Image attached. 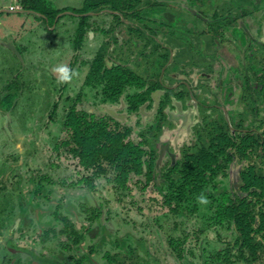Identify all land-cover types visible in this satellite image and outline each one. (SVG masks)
I'll return each mask as SVG.
<instances>
[{
    "label": "rangeland",
    "instance_id": "obj_1",
    "mask_svg": "<svg viewBox=\"0 0 264 264\" xmlns=\"http://www.w3.org/2000/svg\"><path fill=\"white\" fill-rule=\"evenodd\" d=\"M23 1L24 0H0V97L4 98L10 93L12 95L10 100L12 104L9 106H13L10 109L7 107L8 97L4 104H0V264H7L5 259V256L8 255L7 249L14 246L29 248L33 253L39 256V258L34 261V264L75 263L69 258V252L65 251L58 244L60 239L51 238L48 240L43 234L44 231L52 227L53 222H55L53 212L59 204H62L61 211L63 214L71 217L77 223L78 229H82V232H84V228L87 229L85 234L87 242H84V245L81 244L83 248L78 245L73 247V251H76L75 253L78 254V256L79 253L86 255V264H107L105 259L101 260L98 255H94L97 253L92 254L89 247L99 251L109 247L127 254L131 252V239L129 240L126 238L123 233L117 237L114 232L115 225L110 221L117 220L119 214L124 216L125 219L127 218L125 227L135 224L139 229L146 232L142 240L136 239V242H141L136 252L132 254L133 257L135 255H140L149 259L156 258L160 264H178L179 261H174V255L171 253L166 233V228L169 227V224L168 222L164 224V220H175V216L170 210H166L165 206L162 204V200L158 202V205L164 206L165 210L158 209L157 204L154 205V209H151L150 205L145 202L137 204L134 200L136 198H144L145 200L146 191L143 192V190L133 187L134 196H126L121 203L115 202V198L101 204L97 199H94L93 201L97 203V207H100V205L103 206L101 218L92 221H88L87 219L91 215L90 212H93V209L95 210L93 206L95 204L89 198V196L91 197L92 190L86 189V183H80V186H82L79 188H72L74 191L66 190L64 187L59 188L60 186L56 185L53 190V196L51 195L52 197L49 198V185L45 186L40 192L36 191L33 182L37 180V177H40L39 175L41 174L38 173L39 171L50 173L55 179L60 180L57 184L68 187L70 182H77L78 179L82 177V175L73 174V179L70 178L72 170H67L64 168V165H61L62 168L57 167L58 169H52L50 166L45 165V163L52 158V155H49V153L44 155L43 151L46 147L40 148L39 136L42 134H44V136L45 134L49 135L48 133H50L54 138L60 137L63 125L59 120L54 119V121H52L49 119L50 112L48 111L53 108L54 103L57 101L60 106L57 116H60L62 111L68 110L71 104L74 103L73 100L76 95L80 94L84 86L83 83L85 82L86 75L89 72L90 64L98 54L99 49L114 47L115 45H109L107 43L106 40L109 36H107V33L100 30V28L110 30L112 29L113 22L116 20L106 11H94V13L91 14L92 17L88 20L89 25L86 26V40L82 44V47L77 50L73 45V40L76 38L80 29V19L78 16L71 17L69 14L70 12H62L57 16L58 18L62 15L58 23L56 25L53 24V26H51L52 28L50 26V28H47V25L43 22H39L35 18H29L34 14L16 11L22 8L25 9L22 4L24 3ZM35 1L38 0H32L27 5ZM41 1L58 8H75L82 6L86 0ZM173 1L175 3L177 1V3L184 8L199 7V2H197V0ZM213 1L218 3L219 0ZM206 2L207 0H202L203 4H206ZM223 4L224 8H231H228V11L224 8L220 9V15L229 12L232 16L240 17L239 22L241 23L238 27L231 30L237 37L235 38L236 41L238 40L240 43H231L237 51L241 63L249 69V75L252 76L251 79L253 78L254 80L252 87L254 88L256 86V88H259L260 83L264 81L262 79V77H264V51L259 45V49H257V40L254 43L251 42L252 37L247 32L246 26L244 30H240L239 27L243 26L244 21V19L241 18L242 8L250 9L251 12L260 11L256 18L258 23H261L262 26L253 32L258 39L260 37L264 38V0H226ZM216 5L214 4V8L211 7L208 9L207 7L202 10L205 11L208 9L206 13H209L211 10L217 8ZM158 8L162 9L161 7ZM5 10L12 11L7 12ZM168 11L169 10L165 11L164 17L166 18ZM153 12L154 9L151 8L149 13ZM186 17L190 19L194 18L193 13ZM154 19L155 22H157L160 18L154 17ZM172 19L167 18L168 23L173 24L174 22L171 21ZM212 20L215 21V19ZM217 20L216 22L218 23L212 22L208 24L211 29L216 30L220 25L225 26V23H221L223 21H219V18H217ZM4 27H6V29ZM122 29L123 27H120V30ZM120 32L119 30H115L109 33H112L115 37L121 38ZM135 32L136 30H134V33ZM209 33L213 36L214 31L211 30ZM208 36L210 37L209 34ZM179 37L182 38L181 36ZM216 39L218 40V38ZM132 45H134V42L129 44L128 47L123 48V50L116 47L114 55L122 62L121 67H115L111 70V73L107 72L106 76L111 78L114 82L121 80L124 81V84H127L128 81H130L134 85H138L144 80L141 79V77L144 76L152 81L151 86H155L157 84L156 82L159 81V78L156 76L163 71L170 59V57L168 61L165 59L169 54V51L166 49L167 45L163 42L157 46V50L154 52L148 53L143 49L136 54L135 52L137 49L132 48ZM209 48L210 47H208V50ZM202 49L206 54L202 62L196 59L197 61L191 63L187 62L181 68L173 67L172 71L177 70L173 75L163 73V84L171 88L162 89L160 93H165L172 89L170 92L174 97L171 99V104L174 107L169 106L167 99V101L164 102L165 112L163 116L161 117L158 115V119L161 120L152 122L151 118L153 115L152 112H149L143 113L140 122L138 117L134 114L130 112L126 113L128 104L123 102L110 107L105 106L104 108L106 113H109L115 119L125 121L127 125L134 127V140L136 143L143 141L145 138H148L147 140L149 141V137L151 138L153 144L149 141V148L153 146L157 154L154 161V173L156 174L155 183L162 194H167L168 191L173 193L176 191L175 189L178 185L182 186L185 184L182 169L183 162L186 161V158L198 154L199 151L202 152L203 149H201V145H204V148L207 149L210 139H216L217 134L220 132L221 125L228 124L229 129H231L235 125V122L239 124V120H237L238 112L242 110L248 111L244 107L235 111L234 107L231 106L229 110L225 109L224 113L213 114L212 117L207 120L203 117L202 111L199 110L195 100L189 98L183 101L182 98L176 96V94H180L182 90V86L178 85L179 81H187L192 85L208 84L212 82L216 65V61L212 56L215 53H206L205 50H207V46L202 47ZM133 54H135V57L132 56ZM134 60L137 65L134 64ZM72 62L75 63L70 69L72 78L68 81L69 90L66 91V96H64V98L69 96L67 99L68 102H66L59 98V90H61V86H63L65 82L59 80L60 73L57 69L60 66L69 68ZM110 62L109 65L112 66V60H110ZM198 66H200V68ZM145 70L150 72L147 73ZM190 70L191 72H189ZM225 70L222 68L220 73L224 76L223 82L226 95L230 97L232 94H234V96L242 94V87L245 88L244 84L245 81H247L246 74H244L243 71L236 72L233 65H227ZM132 73H137L140 76V80L133 78ZM231 73H234V75L232 76ZM233 80L239 81L235 85ZM99 92L102 93V90ZM100 93L98 94L99 97H101ZM244 93L252 95L251 89L247 86ZM196 94L197 92H195V95ZM255 95L259 96L255 105L251 104V102L247 104L250 106V109H258L256 113L254 111V114H257L258 121L251 119V121H246L245 124L248 130L256 129L260 135H264V92L261 95L260 93L258 95L256 93ZM98 96H95L94 92L88 93L86 95L88 101L85 100L80 104L85 105L87 110L94 111L98 106ZM131 97L136 99L137 94L132 93ZM204 97L207 99L206 95H204ZM87 102L90 104L88 105ZM65 103L70 107L62 110ZM206 103H208V101ZM210 112L211 110L207 111V113ZM254 114L252 116L253 118ZM150 122L151 125L149 124ZM41 127H45L43 131H40ZM33 135H37V137ZM231 135L234 134L231 133ZM255 136L257 137V134ZM49 139L53 144L57 143L52 141V136L50 135ZM241 140L238 133V137H235V141L237 142L235 147H229L227 149L228 155H231L232 158L227 165L228 171L226 176L221 175L224 172L211 174L210 171H208L206 173V180L208 183L205 188V195L208 199V203L212 202L207 196L209 193L218 196L222 191L227 190L235 194L236 197H248L249 202L255 199L252 195L248 194L253 191L254 188H251L249 192H244L241 188L244 182L242 172L248 171L250 166L255 167L258 172L264 170L263 156L259 155L257 152H251L248 157L244 156L239 149ZM43 141L47 143L45 137H43ZM252 141L254 140L252 139ZM38 149L39 151L36 152ZM247 152H250V149ZM54 156L57 157L56 154H54ZM225 159V156L220 158L221 161ZM63 162L64 160L62 159L59 161V163L62 164ZM77 162L78 160L71 157V166L77 165ZM65 164H67V161ZM108 170H110V167ZM115 174L116 173H114V175ZM23 179H27V181H25V186L20 183L21 180L24 181ZM31 180L33 182H30ZM83 181L87 180H79V182ZM104 181H107L105 177H103L102 180L99 179L97 184L102 185ZM217 185H219V187H216ZM103 189H106V186ZM189 190L190 187L185 185L184 191L186 193V198L191 196ZM124 191H127V194L131 193L130 190L127 189H124ZM103 194H106V192L104 193L101 191L96 195H102L103 197ZM262 199H264V197ZM81 204H86V206L91 208L87 209V207ZM217 205L218 204H216V206ZM251 209L254 212L260 210L264 211V201H260L258 204L252 206ZM105 210L110 211L111 219L107 218L108 215ZM207 211V209L205 211L203 209L201 218H192L190 223L184 226L186 228H192L201 224L204 220L203 213ZM214 211L215 208L209 210V214H214ZM20 221H23L21 224L23 228L22 231L18 230ZM249 222L250 220L248 219V223ZM261 224V217L257 214L256 220L254 223H251V236L255 238L254 244L260 241L261 245L257 250L256 261L246 262V264H264V229L258 230ZM129 233L135 234L131 230H129ZM86 243L87 245L85 246ZM205 245L208 248L207 252H201L195 243L190 244L189 249L193 253L192 257L195 262L199 263L206 257H211L217 250H221L220 245L216 242H207ZM144 247L146 249H144ZM245 249L250 253L248 248ZM11 256H13V260L10 264H14V262L21 257L24 261L27 260L30 258L31 254L24 255L20 251L14 250ZM185 261L190 262V258H186Z\"/></svg>",
    "mask_w": 264,
    "mask_h": 264
},
{
    "label": "trees",
    "instance_id": "obj_2",
    "mask_svg": "<svg viewBox=\"0 0 264 264\" xmlns=\"http://www.w3.org/2000/svg\"><path fill=\"white\" fill-rule=\"evenodd\" d=\"M31 1L32 0L23 1L27 9L46 14V16L43 17L48 18L50 25H53L56 22L58 23L59 19L62 18V15H60L58 18L57 16L62 12H70L69 14L71 17H79L80 29L76 38L73 40L75 49H78L80 46H82L85 34L87 32L86 26L89 25L88 20L91 18V12L99 7H103L104 5L102 4L107 5L108 3L115 2V0H88V2L86 0L85 3L80 7L58 8L44 3L41 0L27 5ZM120 1L138 3L140 0ZM258 13H260V11H258ZM209 29V31L212 30L214 32H218V30L223 31V33H226L228 37H232L229 29L225 28L223 25L217 27L216 30L211 29L210 27ZM210 35L212 34L210 33ZM229 39L232 40V38ZM226 42L230 46V43L227 40ZM262 49L264 50V48ZM102 56L103 54H100L98 59L95 60L96 62L100 60L98 66L99 74L101 73L102 69L106 67ZM73 64L74 62H72V65H70L69 69L72 68ZM114 68L110 69L113 70ZM105 69L106 73H111V70L108 68ZM240 71H243L244 74H246V84L247 87L251 89L252 98L255 102L256 97H259L255 94L257 93L258 95L260 93L261 95L264 92V81L260 83L259 88H256V86L253 88L252 83L254 80L253 78L251 79L252 76L249 75V69L245 67L244 70ZM132 77L140 80V76L137 73H132ZM141 79L143 78L141 77ZM262 79L264 80V77H262ZM121 82L124 83V81L121 80L114 82L111 78L107 79L106 82L104 78L102 80V83L105 84L104 88L107 85L106 92L111 91V94L115 96L113 102L120 100V96L118 95L124 90V88L120 87V85L124 86V84H121ZM140 83L138 85H134L132 82L128 81L127 84L129 87H138L140 85L143 86L146 84V81L142 80ZM7 97V107L10 109L13 107L9 106L12 104V102H10L12 98L10 93L4 98H0V103L4 104ZM73 101L74 103L71 104L70 110L67 112L64 111L63 117L65 116V121L63 117L59 116L60 120H63L64 124L70 127L69 129L65 128V132L66 134L68 132L73 134L71 137L72 140L70 142H65L66 140H59L56 141L57 143L55 144V148L58 150L65 147L64 145L68 144L69 152L65 153L64 155L59 154L56 159L48 161L46 165L50 166L52 169L57 167L59 168V165H64L66 169L72 170V174L76 172L77 168H82L86 173H88L87 176H83L82 178L83 180L88 181L89 186H93L96 183V179L102 180L103 177H105L107 181H116L123 189L125 188L130 190L131 193L126 194L127 196H134L133 187L139 188L143 190V192L146 191L145 200L144 198H136L134 200L137 204H142L143 202L148 203L151 209H154V205L157 204L158 209L165 210L166 208V210H170V212L175 216V220H164V224L166 222L169 224V227L166 228V233L169 240L171 253L174 255V261H179L178 264H245L246 261H256L257 250L260 247L261 242L257 241L256 244L253 243L255 238L251 236V223H254L258 214L260 215L262 221V224L258 230L264 229V211L260 210L258 212H254L251 207L258 204L260 201H264V199H262L264 197V170L258 172L255 167L250 166L248 171L242 172L244 182L241 188L244 190V192H249L251 188H254L253 191L248 193L255 198L250 202L248 197H236L235 194H232L228 190L222 191L218 196L209 193L207 196L212 202L204 205L200 204L197 200L199 195L206 194L205 188L208 183L206 180V173L208 171H210L211 174L224 172L221 175H227V165L231 161L232 156L228 155V151H226V149L227 147L236 144V142L233 141V138H230L227 135L222 137V135L219 136L217 134L218 138L216 140L210 139L209 147L207 149L204 148V145H201V149H203L202 152L199 151L198 154L189 156L186 158V161L183 162L182 175L184 177L185 184L182 186L178 185V187L175 189V192L172 193L168 191L167 194L163 193V195L155 183V154H153L152 151H149V149L141 147V144L147 145L148 140L134 144L126 136L133 134V126L125 127L126 129H124V127L119 124V121L112 117H106L105 115L97 116L94 113L91 114L85 110L80 112L78 110L76 111L75 100ZM136 107L137 105H134L133 108L135 109ZM90 116L91 119H88ZM204 118H207L206 114L204 115ZM33 136L37 137V135ZM241 137L243 139L241 138L242 140L239 149L244 154V156L248 157V155H250L247 153V150L250 148L251 152H257L259 155L264 157L263 135L258 133L256 137L247 133ZM252 139L254 141H252ZM39 141L41 144L40 148L46 147V149L43 151L44 155L49 153V145H46V142L43 141V138H40ZM38 151L39 149L36 152ZM224 156L226 159L221 161L220 158ZM71 157L78 160L77 165L79 164V167L76 169L74 168L75 165H70ZM61 159L64 160L63 164L59 163ZM66 161L67 164H65ZM109 167L110 170H108ZM79 171L82 170H77V172ZM90 171H93L92 175L90 174ZM114 173L116 174L114 175ZM39 176L40 177H37V180L33 182L35 185L34 187H36V191L40 192L45 186L49 185L50 195H48V198L52 197L53 190L57 185V180L50 173L44 172V174ZM143 176L146 177L147 182H142V179L144 178ZM152 180L153 182H151ZM185 185L190 187L189 191L191 196L189 198L185 197ZM216 187H219V185ZM72 188L73 182L72 184H69V187H65L66 190L74 191ZM116 199L120 201L122 198L117 196ZM161 200L165 208L164 206L158 205V202ZM216 204L218 205L216 206ZM61 206L62 204H59L53 212V217L55 220V222H53V226L44 231L43 234L46 238H48V240L51 238L60 239L58 244L65 251L69 252L68 256L72 262H75L74 264H86V255L79 253L78 256V254L75 253L76 251H73V247L78 245L79 247L83 248L82 245H84V242H87L85 237L87 229L84 228V232H82V229H78L77 223L71 217L63 214L61 211ZM94 208L97 211V215H94L91 218H100L102 215L101 209L98 208L96 204L94 205ZM213 208H215L214 214H209V210H212ZM203 209L204 211L206 209L208 210L206 213H203V222L192 228H186L184 225L189 224L192 218H201ZM161 210L159 211L162 212ZM117 217L118 221L123 222L124 227L127 222V218L125 219L124 216H121V214H119ZM248 219L251 223H248ZM117 225L122 226L119 223H117ZM133 225V227L131 226L130 228L125 227L126 229H133L132 231L137 234V236H139L136 237L133 234H127V236L131 239L130 242L132 245L130 249L131 252L129 254L123 251L113 250L109 247L103 248L102 251L89 247L90 252L92 254L97 253L94 255H98L101 260L105 259L107 264H160L156 258L149 259L140 255H135L134 257L132 256V254L136 252V249L141 242H136V239H143L144 235H146L145 231L139 229L135 224ZM117 230V233L121 232L119 228ZM206 238L208 239V242H219L225 246L223 247L222 251H216L211 257H206L204 260H201L199 263H197L193 260V253L189 249L190 244L195 243L199 249H204L203 252H206V247L202 246V242ZM86 245L87 243L85 246ZM245 248H248L250 253ZM144 249L146 248L144 247ZM21 253L24 255L31 254V256L25 261L21 257L15 261V264H34V261L39 258V256L33 253L29 248H24ZM186 258H190V262H186ZM5 259L7 264H10L13 260V256L10 254L9 256H6Z\"/></svg>",
    "mask_w": 264,
    "mask_h": 264
},
{
    "label": "flooded vegetation",
    "instance_id": "obj_3",
    "mask_svg": "<svg viewBox=\"0 0 264 264\" xmlns=\"http://www.w3.org/2000/svg\"><path fill=\"white\" fill-rule=\"evenodd\" d=\"M183 1H186V0H183ZM225 1L226 0H219L218 3H217V2H214L213 0H207L206 4H203L202 0H197V2H199V7L198 8H196V7H186V8H184V7L180 6L177 3V1L175 3L173 0H140L138 3H136V2H121L120 0H115V2L108 3L107 5L102 4V5H104L103 7H101V8L99 7L97 9L93 10L92 14L94 13V11H96V12L106 11L108 14H111L113 16L114 20H116V21L113 22L112 29H110V30L106 29L105 30V29L100 28V30H102L103 32L107 33V36H109V38H107V40H106L107 43L109 45H111V44H115V45H114V47L100 48L98 54L92 60V62L90 64L89 72L87 73L85 82L83 83L84 86L81 89L80 94L76 95V97L74 98L75 104H76V108H75L76 111L78 110L80 112L82 110L83 111L85 110V111H87V112H89L91 114L94 113L97 116H104L105 115L106 117L114 118L109 113H106V111L104 110L105 106H109L110 107V106L118 105L121 102H123V103H127L128 104V107L126 108L127 109L126 113L130 112V113L134 114L136 117H138L139 121L143 117V113H149V112H152V115H153L152 118H151L152 122H154L155 120H161V119H158V115H160L161 117L163 116V113L165 112L164 111V102H166L167 99H168L169 106L170 107H174L171 104V99L174 97V95L170 92V91H172V89L170 91H168V92L160 93V92H162V89L171 88V87H168L167 85L163 84L162 75H163V73L164 74L170 73V74L173 75V73H175L177 70L172 71V68L173 67L181 68V67H183V65L185 63L176 60L174 57H172L170 59H169V57H166L165 59H167V61L169 59V61H168L167 65L164 67L163 71L158 76H156L157 78H159V81L156 82L157 84L155 86H151L152 81L148 80V78H146L144 76H142V78L146 81V84H144L143 86L140 85L138 87L137 86L129 87L128 84H124L123 82H121V84H124V86L120 85V87L124 88V90L121 92V94L118 95V96H120V100L119 101L117 100V101L113 102V100L115 99V96H113L111 94L112 93L111 91H109V92L107 91L106 92L107 85L104 88L105 84L102 83V80L104 78L105 82H106L107 79H109V78L106 77V75H104V74H106V69L105 68L110 69V68H114V67H121V63L122 62L119 61L118 58L114 55L116 47H119V48H121L123 50V48L128 47L129 44H132V42H134V45H132V48L137 49L135 54L140 52L143 49H145V51L148 52V53L154 52V51L157 50V46L159 44L163 43V42L167 45L166 48H169L171 45L169 44L168 40L171 39V38H165V37L163 38V37L159 36L156 33L159 30H162V31L168 30L167 34L172 32L173 35L176 36L175 27L174 26H172V27H170L168 29H165V30L162 29V28L160 29V27H164L165 26L163 18H162V21H161V17H163V13H165V10L168 9L167 8L168 6H173V5H174L173 7H175V5H176V6L180 7V8H182L183 10H185L184 11L185 14L183 13V15H182L183 17L181 16L183 18V20H181L180 23L185 22V26H186V24L188 25L189 22H188V20L185 21V16L193 13V17H195V19L196 20L198 19V21H199V26L200 25H205V27H203V32L201 34L202 37H203V35H205V36H208V34L210 35V33H209L210 29H209V25L208 24L218 21L217 18H219V21H223L221 23H225L224 27L229 29V32L232 34V37H228L226 35V33H223V31H219L218 30L217 33H218V35H220V37H218V38H224V36H225V39L226 38H232V42H239L238 40L236 41L235 38H237V37H236V35L233 32H231V30H233L234 28L238 27V25L241 23V22H239V20H240L239 18L240 17L238 18L237 16H232L229 12L227 14H224V15H220L219 14V10L224 8L223 2H225ZM214 4L218 5V6L216 5L217 8H215V10H211V12H209V13H206V11H208L209 8H211V7L214 8ZM158 7H161L162 9H159ZM207 7H208L207 10H205V11L202 10L203 8H207ZM151 8L154 9L153 13H149V10H151ZM25 9L27 10L26 6H25ZM224 9H227V11L229 10L228 7L224 8ZM241 11H242V15H241L242 17L241 18H243L244 21H243V26L239 27V29L240 30H244V28L246 26L247 32L252 37L251 38V42L254 43L257 40L258 41V44L256 45L257 49H259L258 45L261 46L262 48H264V38L260 37L258 39L255 36L254 32H253V31L258 30V28H260V26H262L261 23L260 24L258 23L257 18H256L257 15L259 14L258 11H254V12L252 11L251 12L250 9L248 10L246 8H242ZM245 11H247V12L244 15L243 12H245ZM33 12H35V11H33ZM179 12H181V11H179ZM150 15H152L153 17L150 16ZM91 17H92V15H91ZM154 17H158L160 19L157 22H155ZM212 19H215V21L212 20ZM216 23H218V22H216ZM227 23H228V25H227ZM56 24H57V22L54 23V25H56ZM51 26H53V25H50V27ZM120 27H123V29L120 30ZM198 27H195L196 31H199L200 28H198ZM115 30H119V32L121 31L120 32L121 38L115 37V36L112 35V33H109L110 31H115ZM134 30H136L135 33H134ZM207 30H208V32H207ZM184 33L187 34V33H191V32L186 27ZM178 36L185 37L182 32H180L178 34ZM139 38H142V39H139ZM177 39H183V38H177ZM197 39L185 38V40L187 42H192L193 44L196 43ZM85 40H86V38L84 37L83 43L85 42ZM80 47H82V46H80ZM192 51L196 52L193 48H192ZM100 54H103L102 58L105 61L106 67H104L102 69L101 73L99 74L98 73L99 72L98 66H99V63H100L99 61L100 60H98L97 62L95 60L98 59V56ZM135 54H133L132 56L135 57ZM110 60H112V66L109 65L111 63ZM215 61H217V60H215ZM137 63H139V62H137ZM134 64H136V61L134 62ZM216 66H218V67H216ZM245 67L246 66L241 63V60L239 58L238 62H237V65L234 66V69L236 70V72H242L240 70H244ZM221 68H222V66H220V64L216 62V65H215V68H214L215 69V73H214L213 80H212V82H210L208 84L204 83V84H200V85H192V84H190L187 81H179L178 85L182 86V90H181V93L180 94H176V96L182 98L183 101H186L189 98H191L192 100H195L196 104L199 107V110L202 111L203 117H204L205 114L207 115V118H205L207 120L210 117H212L213 114L224 113L225 109L229 110V108L231 106L234 107L235 111H237L238 109L240 110L242 107H244L248 111L242 110V111L238 112L237 120H239V124H237L235 122V125L231 129H229V125L228 124L221 125V129H220V132L218 133V135L219 136L222 135V137L227 135L230 138H233V141H235V137H238V133H239L240 137L244 136L247 133H249L250 135L255 136L256 134H258L257 130L256 129L248 130L246 128L245 122L248 121V120L251 121V119H253L254 121H258L257 114L256 115L254 114V111L256 113V111L258 109H256V110L250 109V106L247 104V103L251 102V104L255 105V103L258 101V97H256L255 102H254L253 98H252V95H249V94L247 95V94L244 93L246 91V86H247L246 81H245V84H244L245 88L242 87L243 88L242 94L237 95V96H234V94H232L230 97L228 95H226V90H225V86H224V82H223L224 78L221 77L222 73H220L221 72ZM145 72L149 73L150 71L145 70ZM231 75L233 76L234 73H231ZM233 81L235 82V85H236V83H238L239 80H233ZM136 88H137V90H136ZM67 90H69L68 89V81L65 82L64 85L61 86V90H59L60 91L59 98H61V100L62 99L65 100L66 102H68L67 99L69 97L68 96V97L64 98V96H66L65 93H66ZM100 90H102V93L99 92ZM92 92H94L95 96H98L99 93L101 94V97L98 96L99 97L98 106L96 107V109L94 111L87 110L85 105L80 104L81 102H84L85 100H87L86 95L88 93H92ZM152 92H153V94H152ZM195 92H197L196 95H195ZM132 93H136L137 94V98L136 99H133L131 97ZM204 95L207 96L208 100L204 97ZM248 97H250V98H248ZM207 101H208V103H206ZM87 103H88V105L90 104L89 102H87ZM243 103H244V105H243ZM136 104H137V107L134 109L133 107ZM59 107L60 106L58 105V102L56 101L54 103L53 108L50 111H48V112H50L48 118L51 119L52 121H54V119L59 120V122L63 125L62 133H61L60 137L57 138V139L54 138L52 134H50V133H48V134L50 136H52V141L53 142H56V141H59V140L60 141H65L66 140L65 142H67V141L70 142L72 140L71 137L73 136V134L71 132H68L66 134L65 128L69 129L70 127H68L66 124H64V121H65L66 118H65V116L63 117L64 111H65L64 109L67 108V107H70V106H68L66 103L63 105V109L62 110H64V111H62L60 117H63L64 121L60 120L59 116H57L58 113H59ZM70 108L68 110H66V112L69 111ZM209 110H211V112L207 113V111H209ZM253 114H254V118L252 117ZM88 119H91V116L88 117ZM116 120L119 121V124H121L124 127V129H126L125 127H129L130 126V125H127L125 123V121H120V119L119 120L116 119ZM126 120H127V117H126ZM149 124L151 125V122ZM47 127H49V126H47ZM231 133L234 134V135H231ZM134 134H135V132L133 131L132 135H126L134 144H138V143L144 142L145 140L148 139V138H145L143 141H140V142L136 143L135 140H134ZM49 135L45 134V136H44L45 139H47L46 145H49L48 146L49 155H52V158H50L49 161H51L52 159H56L59 154L64 155L65 153L69 152L68 144L64 145L65 147L61 148L60 150L56 149L55 148V144L56 143L53 144L51 142V140L49 139ZM263 137H264V135H263ZM217 138L218 137H216V139ZM149 141L151 142V138L150 137H149ZM235 145H231L229 147H235ZM240 145H241V142H240ZM149 146L150 145H149L148 141H147V145L146 144H141V147L147 148V149H149V151H152L153 154H155V158H156V155H157L156 154V149L153 146L151 148H149ZM229 147H227V149ZM227 149H226V151H227ZM250 152H247V153L250 154ZM54 154H56L57 157H55ZM263 161H264V157H263ZM46 163H45V165H46ZM77 167H79V164L74 166L75 169ZM77 170H82V171L77 172ZM38 173H40L42 175V174H44V171H39ZM73 174L82 175V177L88 175V173H86L85 170H83L82 168H77L76 172L73 173ZM90 174L92 175L93 171ZM82 177H81V179H83ZM23 180L27 181V179H23ZM79 180L77 182L73 181V188H79V187L82 186V185L80 186V183H86L87 184V185H85L86 189H91L92 193H93V194L91 193V197L89 196V198L92 201L94 199H97L100 204L101 203H106V202H108V200H112L113 198H115V202L121 203L125 199V197L127 196L126 195L127 191H124L125 188L123 189L121 186H119L118 182H115V181H106L105 182L104 181V182H102V185H99V184H97L98 180L96 179L95 180L96 183L93 186H89L88 185V181L79 182ZM30 182H33V181L31 180ZM142 182H147L146 177H144L142 179ZM151 182H153V180ZM57 186L64 187V188L66 187L65 185H57ZM105 186H106V189H103ZM101 191L104 192V193L106 192V194H103L104 195L103 197H102V195L101 196L96 195V194L100 193ZM117 196L121 197L122 199L119 201L118 199H116ZM60 199H61V197H60ZM93 203L97 204L94 201H93ZM81 205L87 207V209L91 208V207L86 206V204L85 205L81 204ZM102 206L100 205V207H98V208L101 209V212H102ZM61 208H62V206H61ZM105 212L108 215L107 218L111 219L110 218L111 217L110 216V211L109 210L108 211L105 210ZM90 214H91L90 217L87 219L88 221H92L94 219H97V217H95L93 219L91 218L92 216L97 215V211L94 210L93 212H90ZM110 221L113 222L114 225H115L114 232H115L117 237L121 233H123V234L126 235L125 237L130 240V238L127 236V234L129 233V230L132 231L133 229H126L125 226L123 227V222L118 221V219L117 220H110ZM117 223L121 224L122 226L117 225ZM131 226L132 225L127 226V227L130 228ZM118 228L121 231L120 233H117V231H118L117 229ZM134 235L136 237H139V236H137V234H134ZM138 239L142 240L140 238H138ZM207 242H208V239L207 238L204 239L203 242H202V246L206 247L205 243H207ZM216 243H218L220 245V247H221V250H217V251H222V249H223V247L225 245L221 244L219 242H216ZM22 249H24V248L23 247L19 248L18 246L10 247V248L7 249V253H8L7 256H9L11 254V252L14 251V250H18V251L21 252ZM206 249L208 251L207 247H206ZM199 250L201 252H203L204 249H199ZM246 262H245V264H246ZM14 264H15V262H14Z\"/></svg>",
    "mask_w": 264,
    "mask_h": 264
},
{
    "label": "crops",
    "instance_id": "obj_4",
    "mask_svg": "<svg viewBox=\"0 0 264 264\" xmlns=\"http://www.w3.org/2000/svg\"><path fill=\"white\" fill-rule=\"evenodd\" d=\"M22 4H23V7H25L24 6L25 4L24 3H22ZM238 5H242V4H238ZM173 6H168L167 7L168 9H166V10H169L168 14H167V18H170V19L173 18L171 21L174 22V23L173 24L172 23H168L167 18L164 17L165 16V13H164L162 18H163V21L165 23V26L164 27H160V29L162 28V29L165 30V29H168V28L174 26L175 27L176 36H174L172 32L167 34L168 30H166V31L159 30L156 33V34H158L159 36H161L163 38L164 37L165 38H171V39L168 40V42H169V44L171 46L169 48H166L169 51V54L166 57H170V58L174 57L176 60H178L180 62H184L185 64L187 62L191 63L193 61H197L196 59H198L199 62H202V60L206 56V54L203 52L202 47H206L207 46V50H205L206 53H211V52H213V54L215 53L212 57H214V59L217 60L216 62L219 63L220 66H222V68L224 70L226 69L227 65H233V66L237 65L238 59L240 57L238 56L237 51L234 49V46L231 43L232 42L231 39H229V38H226V39L225 38H218V37H220V35H218L217 32H214L213 36L210 35V37H209V36L203 35V37H202L201 34L203 32V27H205V25H200L199 26L198 19L196 20L195 17L190 19V18L185 16V21L188 20V22H189V24L188 25L186 24V26H185V22L180 23L181 20H183V18H182L183 16L182 15H183V13L185 14V12H184L185 10H183L182 8H180V7L176 6V5H175V7H173ZM228 8H231V7H228ZM179 11H181V12H179ZM23 12H29V13L34 14V15H32V17H29V18H35L37 21L43 22L44 24H46L47 28H50L49 27L50 26V24H49L50 22H49L48 18L47 17H43V16H46V14H43V13H40V12H37V11L33 12V11L29 10V9L23 10ZM35 16H37V17H35ZM186 27H187L188 30H190L191 33H187V34L184 33ZM195 27L200 28L199 31H196ZM4 28L6 29V27H4ZM180 32H182L184 34V36H185V37L181 36L183 39H177V38H180L178 36V34ZM185 38H193V39H197L198 38V39L196 40V43L193 44L192 42H187L185 40ZM216 38H218V40ZM226 40L230 43V46L227 44ZM231 44H232V46H231ZM74 47H75V45H74ZM208 47H210L209 50H208ZM192 48L196 52H193ZM222 59H223V61H222ZM198 67L200 68V66H198ZM216 67H218V66H216ZM189 72H191V70ZM198 72H199V70H198ZM166 74H168V73H166ZM221 77L224 78L223 75H221ZM0 91H1V87H0ZM0 98H2V97H0ZM44 128L45 127H41L40 131H43ZM39 137L43 138L44 134L40 135ZM59 168H62L61 165H59ZM67 170H69V169H67ZM70 178L73 179L72 175L70 176ZM56 180H57V183L60 181L59 179H56ZM57 185H61V184H57ZM22 222L23 221H20L19 224H18L19 225L18 226V230H20V231L22 229L21 228Z\"/></svg>",
    "mask_w": 264,
    "mask_h": 264
},
{
    "label": "clouds",
    "instance_id": "obj_5",
    "mask_svg": "<svg viewBox=\"0 0 264 264\" xmlns=\"http://www.w3.org/2000/svg\"><path fill=\"white\" fill-rule=\"evenodd\" d=\"M21 10H26V9H21ZM57 71L60 73L59 75V80L61 82H67L72 78V73L71 70L66 67V66H60ZM197 200L200 204L204 205L208 203V199L206 195L201 194L197 197Z\"/></svg>",
    "mask_w": 264,
    "mask_h": 264
},
{
    "label": "water",
    "instance_id": "obj_6",
    "mask_svg": "<svg viewBox=\"0 0 264 264\" xmlns=\"http://www.w3.org/2000/svg\"><path fill=\"white\" fill-rule=\"evenodd\" d=\"M5 11H7V12H8V11H12V10H5ZM16 11H17V12H19V11H23V10H16ZM20 183H22V184H23V186H25V180H24V181H22V180H21V182H20Z\"/></svg>",
    "mask_w": 264,
    "mask_h": 264
}]
</instances>
